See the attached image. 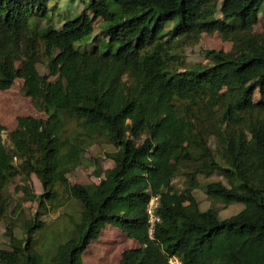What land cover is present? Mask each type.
I'll use <instances>...</instances> for the list:
<instances>
[{
	"label": "trees",
	"instance_id": "1",
	"mask_svg": "<svg viewBox=\"0 0 264 264\" xmlns=\"http://www.w3.org/2000/svg\"><path fill=\"white\" fill-rule=\"evenodd\" d=\"M48 4L0 0V90L21 79L46 116L17 117L11 149L0 124V222L7 239L0 264H84L106 229L138 245L117 264H264V100L252 101L256 91L264 99V22L261 33L253 32L264 0H88L58 30ZM87 11L105 23L111 13L116 19L101 31L104 47L92 53L77 48L94 31ZM212 33L231 43L229 52L206 51L209 64L189 68L175 59L183 45ZM39 64L56 78L48 96ZM209 135L221 145L222 163L207 147ZM99 142L113 149L105 155L113 166L103 172L99 159L86 155ZM84 164L103 175L99 183L71 185L67 175ZM215 174L220 181L198 180ZM16 177L21 197L9 213ZM196 191L213 205L241 209L221 218L214 206L200 209ZM153 198L158 221L150 234ZM27 202L38 206L32 218L22 209ZM75 204L44 234L41 216Z\"/></svg>",
	"mask_w": 264,
	"mask_h": 264
},
{
	"label": "rangeland",
	"instance_id": "2",
	"mask_svg": "<svg viewBox=\"0 0 264 264\" xmlns=\"http://www.w3.org/2000/svg\"><path fill=\"white\" fill-rule=\"evenodd\" d=\"M88 0H49V9L51 13L52 23L55 29H60L62 22L65 18L73 16L77 12H81L87 6ZM87 19L91 23L94 31L86 44L77 47L82 51L96 52L98 47L102 49L106 39L101 33L102 30L116 22L115 16L111 13L108 15V20L106 23L101 17L94 15L92 12H86ZM264 22V17L260 16L258 18L257 25L254 26L253 32L259 34L262 32V23ZM42 27V23L40 25ZM231 43L229 41L222 40L218 33L212 34H201L196 43H191L188 45H183V48L176 53L175 59L183 58L184 65L189 68L192 66H204L208 65L209 62L205 59L206 51L224 52L227 53L231 49ZM19 65V63H17ZM37 70L40 76V88L45 96L50 95L54 89L53 85L56 78L52 76L45 68L44 65L39 64ZM23 82L21 79H16L10 89L2 91L0 90V124L4 127V132L2 134V139L6 148L11 149L8 134L16 128V118L20 116H29L35 119H46L45 114L39 111L32 103L31 99L26 96L25 91L22 87ZM264 99L260 97L259 93L256 91L253 94L252 101L255 105H259ZM226 136H231V129H227L225 126L220 127ZM219 128V131L221 129ZM222 132V131H221ZM206 143L209 150L217 161L222 163V160L218 156L221 145L219 144L217 138L214 135H209L206 137ZM113 149L103 144V142L95 143L87 149V157L98 158L99 167L101 171L110 169L113 163L105 158L107 153L112 152ZM190 168L195 166L194 162L190 161ZM95 167H88L85 164L77 167L73 172L67 175L68 182L71 185L81 184V185H93L98 184L100 177H97L94 173L96 172ZM184 178H177L174 183L180 189L184 186ZM200 183L205 181H220L221 177L218 175H212L207 180L202 177H198ZM30 184L36 195L43 193L42 185L40 181L36 178L34 174L30 176ZM21 186V181L19 177L14 179V182L8 188V196L11 198L12 204L9 208V213L15 210L16 203L21 197V193L17 192V189ZM196 198L199 202L201 210H205L209 207H216L219 216L221 218H227L232 215L237 214L241 206L230 205L226 208L213 205L200 191H196ZM70 208V209H67ZM22 209L25 210L27 218H32L33 215L38 210V206L35 203H24ZM78 209V205H71L69 207H64L54 214L49 213L48 215L41 216L42 220L46 223V231L44 234L49 233L53 229L52 222L58 218L61 212L71 213L73 210ZM74 215V214H73ZM13 219L15 216H11ZM14 231L20 232L19 227H14ZM6 231V223L0 222V248L7 247V239L4 234ZM138 245L127 238L126 235L122 234L117 230H104L100 240L91 246L87 253L84 255V264H117L120 260L121 253L130 248H135ZM171 264H177L176 262H171Z\"/></svg>",
	"mask_w": 264,
	"mask_h": 264
},
{
	"label": "built area",
	"instance_id": "3",
	"mask_svg": "<svg viewBox=\"0 0 264 264\" xmlns=\"http://www.w3.org/2000/svg\"><path fill=\"white\" fill-rule=\"evenodd\" d=\"M156 205H157V201L155 198H153L151 201H150V204L147 208V214H148V218H149V223H150V229H149V232L150 234L153 233V223L157 222L158 221V218L154 215V210L156 208ZM176 262L177 264H179V262L175 259H172L170 260V264L171 262Z\"/></svg>",
	"mask_w": 264,
	"mask_h": 264
},
{
	"label": "clouds",
	"instance_id": "4",
	"mask_svg": "<svg viewBox=\"0 0 264 264\" xmlns=\"http://www.w3.org/2000/svg\"><path fill=\"white\" fill-rule=\"evenodd\" d=\"M87 5H88V1H87ZM87 7V6H86ZM88 12V11H87ZM80 13V11L79 12H77V13H75L73 16H75V15H77V14H79ZM49 16H51V13H50V11H49ZM73 16H71V17H73ZM71 17H69V18H71ZM66 19V18H65ZM64 19V20H65ZM64 20H63V22H64ZM63 22H62V24H63ZM62 26V25H61ZM172 260V259H171ZM170 262V261H169Z\"/></svg>",
	"mask_w": 264,
	"mask_h": 264
}]
</instances>
